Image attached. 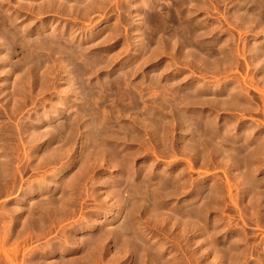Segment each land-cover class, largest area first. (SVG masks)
I'll list each match as a JSON object with an SVG mask.
<instances>
[{"label":"rangeland","instance_id":"obj_1","mask_svg":"<svg viewBox=\"0 0 264 264\" xmlns=\"http://www.w3.org/2000/svg\"><path fill=\"white\" fill-rule=\"evenodd\" d=\"M0 26V264H264V0H0Z\"/></svg>","mask_w":264,"mask_h":264},{"label":"bare ground","instance_id":"obj_2","mask_svg":"<svg viewBox=\"0 0 264 264\" xmlns=\"http://www.w3.org/2000/svg\"><path fill=\"white\" fill-rule=\"evenodd\" d=\"M52 1H53V0H52ZM55 1H56V0H54V2H55ZM145 1H146V0H145ZM157 1H158V0H157ZM245 1H247V0H245ZM102 2H103V1H102ZM140 2H141V1H140ZM159 2H160V1H159ZM11 3H12V2H11ZM57 3H60V2L58 1ZM57 3H56V4H57ZM143 3H144V2H143ZM246 3H247V2H246ZM94 4H95V3H94ZM138 4H139V5H142V3H138ZM40 5H41V4H40ZM108 5H109V4H108ZM110 5H111V4H110ZM36 6H37V5H36ZM133 6H134V5H133ZM142 6H143V5H142ZM142 6H141V7H142ZM104 7H106V6H104ZM137 7H138V6H137ZM144 7H145V5H144ZM135 8H136V7H135ZM136 9H137V8H136ZM136 9H134V10H136ZM137 10H139V7H138ZM70 11H71V10H70ZM141 11H143V7H142V10H141ZM141 11H140V13H141ZM64 12H65V11H64ZM136 12H137V11H136ZM137 13H138V12H137ZM171 14H172V13H171ZM242 14H243V13H242ZM244 14H247V13L244 12ZM138 15H139V14H138ZM141 15H142V14H141ZM164 15H165V14H164ZM238 15H239V14H238ZM241 16H242V15H241ZM248 16H249V15H247L246 17H248ZM134 17H135V15H134ZM134 17H133V18H134ZM242 17H243V16H242ZM136 18H137V20L140 21L141 18H143V16H142V17L140 16V18H139V16H138V17L136 16ZM157 18H158V17H157ZM240 19H241V18H240ZM242 19H243V18H242ZM249 19H251V20H249ZM252 19H257V18L252 17V18H248V20H247V18H246V21H249V22L252 23V22L255 21V20L253 21ZM259 19H260V18H259ZM135 20H136V19H135ZM142 20H143V19H142ZM244 20H245V19H244ZM257 20H258V19H257ZM146 21H147V20H146ZM157 21H158V20H157ZM159 21H160V20H159ZM260 21H262V19H261ZM260 21L258 20V22H260ZM142 22L145 24V21H142ZM258 22H257V23H258ZM131 23H132V22H131ZM133 23H135V22H133ZM146 23H147V22H146ZM157 23H158V22H157ZM163 23H165V22H162V23H161L162 26H163V25H164V26H167V25H168V24L165 25V24H163ZM166 23H167V22H166ZM254 23H255V22H254ZM136 24H138V23L136 22ZM136 24H135V25H136ZM144 24H142L143 27H144ZM159 24H160V22H159ZM181 24H182V23H181ZM181 24H180V25H181ZM257 25L261 28V27L263 26V22L261 23L262 26H260V24H257ZM132 26H134V25H132ZM145 26H146V25H145ZM158 26H160V25H158ZM162 26H161V27H162ZM164 26H163V27H164ZM181 26H182V25H181ZM181 26H180V28H181ZM183 26H184V24H183ZM185 26H187V25H185ZM185 26H184V27H185ZM0 27H1V26H0ZM167 27H168V26H167ZM167 27H166L165 29H167ZM173 27H174V26H173ZM177 27H178V25H177ZM177 27H176V28H177ZM187 27H188V26H187ZM187 27H185V30H187ZM259 27H258V28H259ZM2 28H4V26L1 27V29H2ZM136 28H137V27H136ZM138 28H139V27H138ZM138 28H137V31H140V30H138ZM144 28H145V27H144ZM178 28H179V27H178ZM178 28H177V29L174 28V29H175V30H178ZM1 29H0V39H3V40H2V41L0 40V42H1L0 44H1V46L5 47V49H4L3 47H2V48L4 49V52H6L5 55L3 54L2 56H3V58L5 59V61H8V62H9V59L6 60V59H7L6 57L9 56V54H10L9 52H11L10 50H12V49H10L9 47H11L12 45H10L11 43H10L9 45H6V44H5V43H8V42H5V41H7V40H6V37H7L8 35H6V32H5L4 29H3V31H2ZM16 29H17V28H16ZM134 29H135V28H134ZM140 29H141V27H140ZM157 29H158V28H157ZM182 29H183V28H182ZM6 30H7V29H6ZM163 30H164V29H162V31H163ZM185 30L183 29L184 32H186ZM262 30H263V29H262ZM262 30H261V31H262ZM8 31H9V30H8ZM12 31H14V30H12ZM144 31H145V30H144ZM160 31H161V30H160ZM180 31H181V29L179 30V32H180ZM183 31H181V32H183ZM21 32H22V31H21ZM33 32H34V31H33ZM140 32H141V31H140ZM140 32H139V33H140ZM142 32H143V29H142ZM145 32H146V31H145ZM177 32H178V31H177ZM177 32H176V33H177ZM184 32H183V34H184ZM188 32H189V31H187L186 35L188 34ZM190 32H191V31H190ZM190 32H189V33H190ZM135 33H136V31H135ZM143 33H144V32H143ZM176 33H174V34H176ZM191 33H192V32H191ZM191 33H190V34H191ZM7 34H8V33H7ZM14 34H16V33H14ZM23 34H25V33H23ZM58 34H59V33H58ZM79 34H80V33H79ZM177 34H178V33H177ZM181 34H182V33H181ZM190 34H189L188 38L190 37ZM12 35H13V34H12ZM17 35H19V33H18ZM64 35H65V34H64ZM140 35H141V33H140ZM140 35H139V36H140ZM142 35H143V34H142ZM178 35H179V34H178ZM178 35H175V37H177ZM186 35H185V36H186ZM10 36H11V35H10ZM70 36H71V34H70ZM172 36H173V35H172ZM8 37H9V36H8ZM15 37H17V36H15ZM15 37H14V38H15ZM19 37H20V36H19ZM140 37H141V36H140ZM161 37H162V36H161ZM178 37H179V36H178ZM180 37H181V35H180ZM194 37H195V36H194ZM11 38H12V37H11ZM138 38H139V37H138ZM190 38H191V37H190ZM192 38H193V37H192ZM16 39H17V38H16ZM140 39H142V38H140ZM181 39H182V38H181ZM181 39H179V43H180V40H181ZM183 39L185 40V38H183ZM8 40H9V39H8ZM17 40H18V39H17ZM50 40H51V38H50ZM142 40H143V39H142ZM176 40H177V38H176ZM3 41H4V43H3ZM11 41H12V40H11ZM11 41H9V42H11ZM47 41H48V40H47ZM69 41H71V40H69ZM140 41H141V40H139L138 43H140ZM170 41H171V40H170ZM187 41H188V40H187ZM187 41L185 40V43H186ZM20 42H23V41H20ZM141 42H142V41H141ZM167 42H168V41H167ZM175 42H176V41H174L173 43H175ZM14 43H15V40H14ZM51 43H52V42H51ZM163 43H164V42H163ZM181 43H182V42H181ZM181 43H180V44H181ZM263 43H264V42H263ZM46 44H47V43H46ZM52 44H54V43H52ZM68 44H69V43H68ZM170 44H171V43H170ZM170 44H169V45H170ZM175 44H177V43H175ZM175 44H173V46H175ZM188 44H189V42H188ZM188 44H187V45H188ZM257 44H258V43H257ZM261 44H262V43H261ZM14 45H15V44H14ZM43 45H45V44H43ZM57 45H58V44H57ZM57 45L55 44V46H57ZM66 45H67V44H66ZM137 45H139V44H137ZM142 45H143V44H142ZM144 45H145V44H144ZM181 45H182V44H181ZM181 45H180L179 49L181 48ZM6 46H7V47H6ZM16 46H17V45H16ZM80 46H81V44H80ZM80 46H79V47H80ZM140 46H141V45H140ZM178 46H179V45H178ZM182 46H183V45H182ZM190 46H192V45H190ZM253 46H254V45H253ZM257 46H259V44H258ZM262 46H263V45H262ZM12 47L14 48V46H12ZM12 47H11V48H12ZM45 47H46V46H45ZM58 47L62 48V50H66V49H63V46H62V45H61V46L59 45ZM145 47H146V46H145ZM184 47H185V46H184ZM184 47H183V48H184ZM254 47H255V46H254ZM0 48H1V47H0ZM52 48H53V47H52ZM64 48H65V47H64ZM80 48H81V47H80ZM137 48H138V47H137ZM142 48H143V46H142ZM142 48H141V49H142ZM175 48H176V47H175ZM187 48H188V47H187ZM190 48H191V47H190ZM255 48H256V47H255ZM257 48H258V47H257ZM54 49H56V48H54ZM81 49H82V48H81ZM141 49H140V50H141ZM194 49H195V48H194ZM259 49H260V48H259ZM13 50H14V49H13ZM52 50H53V49H52ZM56 50H58V48H57ZM71 50H72V49H71ZM73 50H74V48H73ZM76 50H77V49H76ZM136 50H137V49H136ZM140 50H139V51H140ZM143 50H144V49H143ZM143 50H142V51H143ZM174 50H176V49H174ZM181 50H182V48H181ZM184 50L187 51V49H184ZM184 50H183L182 52H184ZM188 50L190 51L189 48H188ZM191 50L193 51L192 48H191ZM195 50H196V49H195ZM253 50H254V49H253ZM53 51H54V50H53ZM60 51H61V50H60ZM60 51H58V52H60ZM74 51H75V50H74ZM78 51H80V49H78ZM137 51H138V50H137ZM204 51H206V50H204ZM204 51H203V52H204ZM251 51H252V50H251ZM255 51H256V50H255ZM259 51H261V50H259ZM259 51H258V52L256 51V53L259 54V55H257V56H260V54H261V53H259ZM262 51H263V50H262ZM12 52H13V51H12ZM62 52H63V51H61V53H62ZM70 52H71V51H70ZM72 52H73V51H72ZM72 52H71V53H72ZM190 52H191V51H190ZM197 52H198V51H196V54H198ZM201 52H202V51H201ZM212 52H213V51H212ZM212 52H211V53H212ZM263 52H264V51H263ZM0 53H1V52H0ZM52 53H53V52H52ZM71 53H70V54H71ZM75 53H77V52H75ZM253 53H254V52H253ZM1 54H2V53H1ZM55 54H56V53H55ZM63 54L65 55V52H64ZM183 54H184V53H183ZM189 54H191V53H189ZM206 54H207V53H206ZM209 54H210V53H209ZM209 54H208V55H209ZM254 54H255V53H254ZM11 55H12V53H11ZM14 55H15V54H14ZM14 55H13V56H14ZM58 55H59V53H58ZM58 55H57V56H58ZM71 55H72V54H71ZM76 55H78V54H76ZM185 55H186V57H189V56H187V53H186ZM194 55H195V54H194ZM194 55H192L193 58H194ZM199 55L201 56V53L198 54V56H199ZM202 55H203V53H202ZM263 55H264V53L262 54V57H260V58H263V59H264ZM0 56H1V55H0ZM13 56H12V57H13ZM53 56H54V55H53ZM73 56H75V54H73ZM254 56H255V55H254ZM10 57H11V56H10ZM32 57H33V56H32ZM60 57H61V55H60ZM69 57H70V56H69ZM69 57H68V58H69ZM75 57H76V56H75ZM78 57H79V56H78ZM82 57H83V56H82ZM85 57H86V56H84V58H85ZM204 57H206V56H203V60H204ZM211 57H212V56H211ZM220 57H221V56H220ZM71 58H72V57H71ZM197 58H198L199 60L201 59V57H197ZM197 58H196V56H195V59H197ZM214 58H215V57H214ZM214 58H213V59H214ZM258 58H259V57H258ZM0 59H1V58H0ZM4 59H3V60H4ZM56 59H57V57H56ZM64 59H65V58H64ZM75 59H76V58H75ZM106 59H107V58H106ZM205 59H206V58H205ZM210 59H211V58H210ZM213 59H212V61H213ZM217 59H218V58H217ZM225 59H226V58H225ZM253 59L256 60L255 57H254ZM21 60H22V59H21ZM69 60H70V58H69ZM72 60H73V58H72ZM199 60H198V61H199ZM227 60H228V59H227ZM258 60H259V59H258ZM0 61H1V60H0ZM56 61H57V60H56ZM58 61H59V59H58ZM58 61H57L56 63H58ZM74 61H75V60H74ZM205 61H206V60H205ZM222 61H223V60H222ZM222 61H221V62H222ZM262 61H264V60H262ZM2 62H3V61H2ZM63 62H64V61H63ZM206 62H207V61H206ZM210 62H211V60H210ZM213 62H214V61H213ZM223 62H224V61H223ZM225 62H227V61L225 60ZM256 62H257V61H256ZM258 62H259V61H258ZM3 63H4V62H3ZM3 63H2V64H3ZM59 63H61V62H59ZM68 63H69V62H68ZM74 63H75V62H74ZM199 63H200V61H199ZM202 63H203V62H202ZM202 63H200V64H202ZM216 63H220V60H219V62L217 61V62H215V63H213V64L215 65ZM230 63H231V62H230ZM12 64H13V62H12ZM64 64H66V63L64 62ZM64 64H62V65L64 66ZM71 64H72V63H71ZM75 64H76V63H75ZM83 64H84V63H83ZM203 64H206V63L204 62ZM255 64L258 65L257 63H255ZM8 65H9V63H8ZM209 65H210V63H209ZM209 65H208V66H209ZM218 65H219V64H217V66H218ZM260 65H261V64H260ZM260 65H259V66H260ZM262 65H263V64H262ZM59 66H60V65H59ZM63 66H62V67H63ZM206 66H207V65H206ZM206 66H205V67H206ZM217 66H216V67H217ZM221 66H222V65H221ZM65 67H66V66H65ZM72 67H73V66H72ZM212 67H213V66H212V64H211V67H210V68L213 69ZM223 67H224V66H223ZM260 67H261V66H260ZM263 67H264V66H263ZM9 68H10V67H9ZM63 68H64V67H63ZM63 68H61L62 72H63ZM208 68H209V67H207V69H208ZM6 69H7V68H6ZM10 69H11V68H10ZM30 69H31V68H30ZM30 69H29V70H30ZM65 69H66V68H65ZM65 69H64V70H65ZM3 70H5V67H4ZM8 70H9V69H8ZM8 70H6L5 72H7ZM215 70H216V69H215ZM218 70H219V69H218ZM9 71L11 72V70H9ZM25 71H26V70H25ZM2 72H3V71H2ZM49 72H50V71H49ZM62 72H61V73H62ZM8 73H9V72H8ZM8 73H7V74H8ZM26 73H29V72H26ZM63 73H66V72L64 71ZM74 73H75V72H74ZM263 73H264V71H263ZM7 74H6V75H7ZM9 74H10V73H9ZM9 74H8V76H9ZM37 74H38V73H37ZM70 74H71V73H70ZM26 75H27V74H26ZM64 75H65V74H64ZM66 75H68V74H66ZM263 75H264V74H263ZM66 77H68V76H66ZM117 78H118V77H117ZM25 79H26V78H25ZM23 80H24V79H23ZM62 81H63V80H62ZM68 82H69V81H68ZM78 82H79V81H78ZM217 85H218V84H217ZM202 86H203V83H202ZM71 87H72V86H71ZM204 87H205V85L203 86V88H204ZM206 87H207V86H206ZM207 88H208V87H207ZM213 88H214V87H213ZM196 89H197V88H196ZM210 89H211V88H210ZM224 89H225V87H224ZM199 90H200V88H199ZM201 90H202V88H201ZM215 90H217V89L215 88ZM228 90H229V89H228ZM228 90H227V91H228ZM238 90H239V89H238ZM73 91H74V90H73ZM190 91H191V89H190ZM193 91H194V90H193ZM197 91H198V90H197ZM207 91H208V90H207ZM233 91H234V90H233ZM241 91H242V90H241ZM200 92H201V91H200ZM217 92H218V91H217ZM217 92H216V93H217ZM221 92H222V90H221ZM230 92H231V91H230ZM235 92H236V91H235ZM237 92H238V91H237ZM237 92H236V93H237ZM74 93H75V92H74ZM185 93H186V92H185ZM205 93H206V91H205ZM207 93H208V92H207ZM225 93H226V92H225ZM232 93H234V92H232ZM232 93H231V94H232ZM239 93H240V92H239ZM239 93H238V94H239ZM242 93H243V92H242ZM244 93H245V92H244ZM176 94H177V93H176ZM176 94H175V95H176ZM192 94H193V93H192ZM195 94H196V93H195ZM197 94L199 95V91H198ZM200 94H201V93H200ZM2 95H3V94H2ZM185 95H186V97H184V96H183V97L188 99L189 97H187V94H185ZM214 95H215V94H214ZM239 95H241V93H240ZM239 95H237V96H239ZM244 95H245V94H244ZM205 96H207V95H204V97H205ZM212 96H213V95H212ZM215 96H216V95H215ZM224 96H225V95H224ZM226 96H227V95H226ZM230 96H231V95H230ZM180 97H181V95H180ZM201 97H202V96H201ZM220 97H221V96H220ZM232 97H233V96H231V98H232ZM241 97H242V96H241ZM246 97H247V96H246ZM190 98H191V96H190ZM206 98H207V97H206ZM206 98H205V99H206ZM224 98H225V97H224ZM231 98H230V99H231ZM236 98H237V97H236ZM238 98H239V97H238ZM63 99H64V98H63ZM193 99H194V98H193ZM196 99H197V98H196ZM198 99H199V98H198ZM198 99H197V102H198ZM215 99H216V98H215ZM219 99H220V98H219ZM219 99H218V100H219ZM225 99H226V98H225ZM225 99H224V100H225ZM230 99H228V101H229ZM232 99H233V98H232ZM232 99H231V100H232ZM241 99H242V98H241ZM244 99H245V97H244ZM194 100H195V99H194ZM201 100H202V99H200L199 102H200ZM231 100H230V101H231ZM180 101H182V100H180ZM180 101H179V102H180ZM191 101H193V100H191ZM204 101H205V100H204ZM204 101H203V102H204ZM206 101H207V100H206ZM206 101H205V102H206ZM225 101H227V100H225ZM233 101H236V100H233ZM233 101H232V102H233ZM243 101H244V100H243ZM243 101H241V102H243ZM208 102H209V101H208ZM210 102H212V101H210ZM210 102H209V103H210ZM213 102H214V101H213ZM216 102H217V104H218V101H216ZM220 102H221V101H220ZM239 102H240V101H239ZM241 102H240V103H241ZM185 103H186V101H185ZM188 103H189V102H188ZM188 103H187V104H188ZM191 103H192V102H191ZM191 103H190V104H191ZM206 103H207V102H206ZM222 103H224V102H222ZM222 103H221V106H225V105H222ZM225 103H226V102H225ZM234 103H235V102H234ZM175 104H176V103H175ZM179 104H180V103H179ZM181 104H184L183 101H182ZM190 104H189V105H190ZM193 104H194V106L196 105L194 102H193ZM193 104H191V105H193ZM227 104H228V103H227ZM235 104H236V103H235ZM242 104H244V103H242ZM197 105H198V104H197ZM208 105H210V104H208ZM208 105H207V106H208ZM219 105H220V104H219ZM230 105H231V103H229V106H230ZM232 105H233V104H232ZM236 105H238V103H237ZM236 105H234V106H236ZM58 106H60V105H58ZM58 106H57V107H58ZM187 106H188V105H187ZM201 106H203V105H201ZM205 106H206V105H205ZM215 106H216V104H214V107H215ZM241 106H242V105H241ZM55 107H56V106H55ZM55 107H54V108H55ZM176 107H177V106H176ZM208 107H209V106H208ZM210 107H211V106H210ZM219 107H220V106H219ZM227 107H228V106H227ZM237 107L239 108V106H237ZM243 107H244V105H243ZM243 107H242V108H243ZM191 108H192V107H191ZM224 108H225V107H224ZM230 108H231V107H230ZM233 108H234V107H233ZM240 108H241V107H240ZM215 109H216V108H215ZM217 109H218V108H217ZM235 109H236V108H235ZM60 110H61V109H60ZM199 110H200V109H199ZM201 110H202V109H201ZM201 110H200V111H201ZM211 110H213V109H211ZM218 110H219V109H218ZM229 110H230V109H229ZM52 111H53V110H52ZM175 111H176V110H175ZM178 111H179V110H178ZM193 111H194V110H193ZM193 111H192V112H193ZM202 111H203V110H202ZM209 111H210V110H209ZM223 111H224V110H223ZM225 111H226V110H225ZM230 111H231V110H230ZM181 112H182V111H181ZM181 112H180V113H181ZM185 112H186V111H185ZM211 112H212V111H211ZM214 112H215V110H214ZM214 112H213V113H214ZM183 113H184V112H183ZM207 113H208V112H207ZM217 113H218V112H217ZM221 113H222V112H221ZM221 113H220V114H221ZM185 114H187V113H185ZM194 114H195V113H194ZM196 114H197V113H196ZM218 114H219V113H218ZM218 114H217V115H218ZM229 114H230V113H229ZM229 114H228V115H229ZM182 115H184V114H182ZM208 115H209V114H208ZM210 115H211V117H215V116H212V114H210ZM213 115H214V114H213ZM172 116H173V115H172ZM175 116H176V115H175ZM185 116H186V115H184V119H185ZM191 116H192V114H191ZM194 116H197V115H194ZM199 116H200V115H199ZM202 116L204 117L203 114H202ZM231 116H232V115H231ZM179 117H180V116H179ZM187 117H188V115H187ZM205 117H206V115H205ZM205 117H204V118H205ZM190 118H191V117H190ZM193 118H195V117H193ZM198 118H199V117H198ZM198 118H196V119H198ZM207 118H208V117H207ZM217 118H218V117H217ZM181 119H182V118H181ZM186 119H187V118H186ZM188 119H189V118H188ZM201 119H203V118H201ZM201 119H200V120H201ZM209 119H211L210 116H209ZM209 119H208V120H209ZM182 120H183V119H182ZM193 120H194V119H193ZM193 120H191L190 123H191ZM211 120H212V119H211ZM236 120H237V119H236ZM236 120H235V121H236ZM194 121H195V120H194ZM215 121H216V117H215V120L212 121V124H213ZM222 121H223V120H222ZM224 121H225V120H224ZM35 122H36V121H35ZM154 122H155V121H154ZM154 122H151V123H154ZM164 122H165V121H164ZM181 122H182V121H181ZM181 122H180V123H181ZM183 122H185V120H184ZM183 122H182V123H183ZM187 122H188V121H187ZM198 122H199V121H198ZM202 122H204V121H202ZM226 122L228 123L227 120H226ZM216 123H217V122H216ZM220 123H221V122H220ZM223 123H224V122H223ZM239 123H240V122H239ZM86 124H87V123H86ZM157 124H158V122H157ZM161 124H162V123H161ZM163 124H164V123H163ZM186 124H187V123H186ZM196 124H197V120H196ZM204 124H205V123H204ZM229 124H230V123H229ZM236 124H237V123H236ZM158 125H159V124H158ZM180 125H181V124H180ZM182 125H183V124H182ZM192 125H193V123H192ZM192 125H191V126H192ZM197 125H198V124H197ZM200 125H201V124H200ZM219 125H220V124H219ZM223 125H224V124H223ZM233 125H234V124H233ZM187 126H188V125H187ZM187 126H186V127H187ZM191 126H190V127H191ZM209 126H211V125H209ZM214 126H215V125H214ZM214 126H213V127H214ZM217 126H218V125H217ZM220 126H221V125H220ZM227 126H228V125H227ZM227 126H224V127H227ZM230 126H231V125H230ZM88 127H91V125L89 124ZM196 127H197V126H196ZM205 127H206V126H205ZM213 127H211V128H213ZM215 127H216V126H215ZM232 127H233V126H232ZM235 127H236V125H235ZM235 127H234V128H235ZM57 128H58V127H57ZM150 128H151V127H150ZM156 128H159V127H156ZM180 128H181V126H180ZM188 128H189V126H188ZM192 128H193V127H192ZM211 128H210V129H211ZM229 128H231V127H229ZM229 128H227V129H229ZM182 129H183V127H182ZM189 129H190V128H189ZM214 129H216V128H214ZM219 129H220V128H219ZM63 130H64V129H63ZM87 130H88V129H87ZM89 130H90V129H89ZM180 130H181V129H180ZM186 130H187V129H186ZM211 130H212V129H211ZM217 130H218V128H217ZM220 130H221V129H220ZM220 130H219V131H220ZM158 131H159V130H158ZM158 131H155V132H158ZM183 131H184V130H183ZM201 131H202V130H201ZM205 131H206V130H205ZM234 131H235V130H234ZM234 131H233V132H234ZM250 131H251V130H250ZM92 132H93V131H92ZM186 132H189V131H186ZM198 132H199V131H198ZM212 132H214V130H212ZM227 132H228V131H227ZM230 132H231V131H230ZM39 133H40V132H39ZM58 133H59V132H58ZM210 133H211V132H210ZM214 133H216V131H215ZM221 133H222V132H221ZM231 133H232V132H231ZM234 133H235V132H234ZM250 133H251V132H250ZM155 134H157V133H155ZM191 134H192V133H191ZM218 134H220V132H219ZM225 134H226V132H225ZM229 134H230V133H229ZM38 135H39V134H38ZM40 135H41V134H40ZM50 135H51V134H50ZM134 135H135V134H134ZM201 135H203V134H201ZM205 135H206V134H205ZM205 135H204V136H205ZM227 135H228V134H227ZM54 136H55V135H54ZM158 136H159V135H158ZM210 136H212V135H210ZM213 136H214V135H213ZM217 136H218V135H217ZM220 136H222V135H220ZM51 137H53V136H51ZM51 137H50V138H51ZM156 137H157V136H156ZM183 137H184V136H183ZM193 137H194V136H193ZM214 137L216 138V136H214ZM218 137H219V136H218ZM222 137H223V136H222ZM230 137H231V136H230ZM247 137H248V136H247ZM41 138H43V137H41ZM91 138H92V136H91ZM204 138H206V137H204ZM224 138H225V137H224ZM232 138H233V137H232ZM53 139H54V137H53ZM86 139H87V138H86ZM206 139H207V138H206ZM208 139H209V137H208ZM211 139H214V138H211ZM216 139H217V138H216ZM218 139H219V138H218ZM218 139H217V140H218ZM227 139H228V137H227ZM51 140H52V139H51ZM89 140L91 141V139H89ZM187 140H188V139H187ZM191 140H193V138H192ZM214 140H215V139H214ZM219 140H220V139H219ZM231 140H233V139H231ZM183 141H184V140H183ZM189 141H190V138H189ZM208 141H210V139H209ZM208 141H206V142L204 141V142L207 143ZM211 141H212V140H211ZM211 141L208 142L209 145H210V143H212ZM222 141H223V140H222ZM229 141H230V140H229ZM197 142H198V141H197ZM202 142H203V139H202ZM213 142H214V141H213ZM218 142H219V141H218ZM191 143H192V142H191ZM193 143H194V142H193ZM205 143H204V144H205ZM208 143H207V144H208ZM219 143H221V142H219ZM212 144H213V149H214L215 151H217V150H216V149H218L217 145H216L217 148L215 149V147H214V143H212ZM225 144H226V143H225ZM230 144H231V143H230ZM193 145H194V144H193ZM205 145H206V144H205ZM219 145H220V144H219ZM222 145H223V143H222ZM189 146H191V145L189 144ZM203 146H204V145H203ZM207 146H208V145H207ZM187 147H188V146H187ZM191 147H192V146H191ZM204 147H205V146H204ZM196 148H197V147H196ZM209 148H212V146L209 147ZM209 148H208V149H209ZM221 148H222V147H221ZM221 148H219V149H221ZM186 149H187V148H186ZM188 149H191V150H192V148H190V147H188ZM197 149H198V148H197ZM219 149H218V150H219ZM228 149H229V148H228ZM193 150H194V147H193ZM195 150H196V149H195ZM223 150H224V149H223ZM197 151H199V150H197ZM227 151H228V150H226V152H227ZM194 152H195V151H194ZM213 152H214V151H213ZM218 152H219V151H218ZM221 152H222V151H221ZM223 152H224V151H223ZM230 152H231V151H230ZM214 153H215V152H214ZM219 154H220V153H219ZM221 154H222V153H221ZM223 154H224V153H223ZM227 156H228V155H227ZM234 156H235V155H234ZM220 157H222V156H220ZM223 157H224V156H223ZM236 157H237V156H236ZM236 157H235V158H236ZM225 158H226V156H225ZM230 162H232V161H230ZM236 162H237V161H236ZM236 162H235V163H236ZM240 162H241V161H240ZM239 164H240V163H239ZM233 166H234V165H233ZM131 172H132V171H131ZM165 173H166V172H165ZM130 174H131V173H130ZM124 178H125V177H124ZM141 180H142V179H141ZM151 185H152V184H151ZM155 187H156V186H155ZM162 213H163V212H162ZM157 218H158V217H157ZM151 219H152V218H151ZM194 228H195V227H194ZM145 255H146V254H145Z\"/></svg>","mask_w":264,"mask_h":264}]
</instances>
